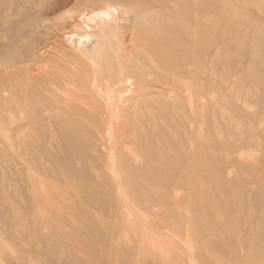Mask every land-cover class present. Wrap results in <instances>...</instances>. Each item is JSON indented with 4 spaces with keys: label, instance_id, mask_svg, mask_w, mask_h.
<instances>
[{
    "label": "rangeland",
    "instance_id": "rangeland-1",
    "mask_svg": "<svg viewBox=\"0 0 264 264\" xmlns=\"http://www.w3.org/2000/svg\"><path fill=\"white\" fill-rule=\"evenodd\" d=\"M177 1L208 12L177 26L185 64L148 67L174 88L143 90L117 63L163 18L0 0V264H264V0Z\"/></svg>",
    "mask_w": 264,
    "mask_h": 264
},
{
    "label": "bare ground",
    "instance_id": "bare-ground-1",
    "mask_svg": "<svg viewBox=\"0 0 264 264\" xmlns=\"http://www.w3.org/2000/svg\"><path fill=\"white\" fill-rule=\"evenodd\" d=\"M4 1L9 2L11 4L16 3V0H4ZM83 1L90 5H95L97 2L98 3L103 2V3H99V5L103 6V8L98 9L97 11L93 10L91 13L88 12L87 14L85 12V14L84 13L81 14L82 15L81 17L78 16V18L84 22H90V23L100 22L102 23V25H105L106 23H109L108 21L110 18H114V15L118 11L117 6L113 4L112 0H83ZM122 2H124L126 5L130 4L132 6L142 5L143 9L147 11L150 10L148 16L145 19L146 21H150V23H153L156 20V18L159 19L163 18L161 22L164 21L162 22L164 26L159 27L157 25L155 28L148 27L146 33L143 35V37H145V42H146L145 43L146 47H144L143 51L140 53L143 55L140 54L137 55L133 63H130L128 66L125 64L124 65L125 67L123 66V63H117L119 68L118 70L119 73L122 72L120 78L123 81L127 80L128 82L129 80H134L135 84L137 85L142 84L139 86H141L143 90L147 89V86H151L154 84H158V85L168 84L165 86H170L174 88L175 80L174 79L171 80L166 77H164V79L163 78L154 79L153 81H149L147 83L146 78L149 76L152 77V73L148 72L149 69L148 67L150 66L151 68H153L154 66L155 67L153 68L154 70H156L157 68L158 70L164 72L169 71L172 73L174 71L172 65H176V64L181 65L186 63L185 60L186 56H184L186 52L182 50V47L180 46L181 44L179 43L180 42L179 34L176 31V29H178L177 26L180 23V21H184L188 19V17L192 15L193 11L208 12V8H207L208 6L206 5L205 2H203L200 6H198L199 8L197 7V5H187V4L182 5V2H178L177 0H122ZM165 8H167V11H164ZM72 18L73 17H71V20ZM167 21H170L169 23L171 24L170 28L166 27ZM200 21L201 18L197 17L194 20V23L199 24ZM105 35L106 33H104L102 37L105 38ZM93 37H96V34L94 35L92 33H88L86 36H84L85 39H89V40ZM82 40L80 41V43H82ZM134 44H136L135 40H134ZM180 49L182 52H180ZM113 52H116V50H114ZM113 52H111V50L104 49L100 54V56L97 57L96 66L100 68L102 66L104 69H108L111 72L110 67L108 65H105L108 63L109 61L108 59L113 60L112 63L116 65L115 58L117 57L120 59V57H123L122 53L118 54L117 51V56L116 57L114 56L112 59L111 54ZM195 52H197V50H195ZM8 65L9 64H7V66ZM126 73H128L129 75ZM141 95H146V94L142 93ZM261 175L262 176H260V179L262 180L261 181L259 180L258 182V187L261 190L259 194L260 216H258V219L261 220V223H263L264 222V172Z\"/></svg>",
    "mask_w": 264,
    "mask_h": 264
}]
</instances>
